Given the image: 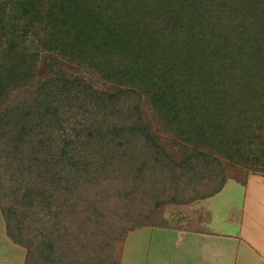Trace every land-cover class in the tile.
Instances as JSON below:
<instances>
[{
  "label": "trees",
  "instance_id": "16d2710c",
  "mask_svg": "<svg viewBox=\"0 0 264 264\" xmlns=\"http://www.w3.org/2000/svg\"><path fill=\"white\" fill-rule=\"evenodd\" d=\"M37 45L114 88L36 76ZM220 155L264 158V0H0V214L23 264H118L130 233L170 230L164 196L222 189Z\"/></svg>",
  "mask_w": 264,
  "mask_h": 264
},
{
  "label": "rangeland",
  "instance_id": "374dc122",
  "mask_svg": "<svg viewBox=\"0 0 264 264\" xmlns=\"http://www.w3.org/2000/svg\"><path fill=\"white\" fill-rule=\"evenodd\" d=\"M34 51L36 55L34 74L38 77H47L50 75L51 70H56L67 77L73 76L86 79L97 92L110 91L115 86L105 81L95 70L77 64L58 52L45 51L39 45L35 46ZM159 137L171 139V136L165 133L164 130L159 131ZM220 156L218 158L226 173L224 182L228 183L229 191L227 193L235 198H238L239 195L236 192L237 187L234 186L235 184H244L250 176L264 177V166H262L264 165V158H260L261 160H258L255 164H249L242 160L238 162L235 158H229L226 155ZM132 183L128 184L129 191L133 190ZM200 185L198 184L199 189L196 193H190L184 199L164 196L168 201L161 209L160 219L164 221L165 226H170L168 228L170 230L158 231L142 228L130 233L123 243L116 246L114 258L117 259L118 264H189L188 262L193 260V255H187L184 252L185 247L191 249L188 246L190 242H188L189 236L187 235H192L191 232L209 234L212 226L210 223L206 224L211 221V218L213 219L217 209L209 200L218 194L211 196L214 191H212L214 184L210 186L211 183H206L203 180ZM209 196L211 197L206 199ZM217 200L221 201V197ZM180 202H191L192 205L182 207L178 204ZM176 226L181 227V230H184V234L187 235L185 237L179 236L182 234L172 229ZM24 255V248L13 245L5 236L4 224L0 214V264H23Z\"/></svg>",
  "mask_w": 264,
  "mask_h": 264
},
{
  "label": "crops",
  "instance_id": "0c3cea01",
  "mask_svg": "<svg viewBox=\"0 0 264 264\" xmlns=\"http://www.w3.org/2000/svg\"><path fill=\"white\" fill-rule=\"evenodd\" d=\"M234 186L238 198L227 193L225 183L209 199L217 208L206 224L212 226L209 234L187 235L184 230H177L182 234L179 236H189L191 249L184 250L193 255L189 264H264V177L250 176L244 184ZM219 197L221 201L217 200Z\"/></svg>",
  "mask_w": 264,
  "mask_h": 264
},
{
  "label": "water",
  "instance_id": "95a60500",
  "mask_svg": "<svg viewBox=\"0 0 264 264\" xmlns=\"http://www.w3.org/2000/svg\"><path fill=\"white\" fill-rule=\"evenodd\" d=\"M221 191V190H220Z\"/></svg>",
  "mask_w": 264,
  "mask_h": 264
}]
</instances>
